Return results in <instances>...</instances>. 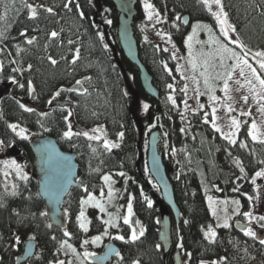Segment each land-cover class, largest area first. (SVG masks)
I'll list each match as a JSON object with an SVG mask.
<instances>
[{"label":"trees","instance_id":"obj_1","mask_svg":"<svg viewBox=\"0 0 264 264\" xmlns=\"http://www.w3.org/2000/svg\"><path fill=\"white\" fill-rule=\"evenodd\" d=\"M7 2L8 0H4V3ZM29 2L53 7L57 14L53 16L41 10L37 20H30L27 10L23 8L20 0H16L15 8L19 9V12L10 10L7 19L0 21V32H4L8 37L0 43V48L5 49L0 53V62L4 64V69L0 72V140L12 142L13 138H17L8 127L10 123L24 126L30 136L33 133L54 136L64 150L73 149L76 153L79 163L78 180L81 186H73L65 198L68 226L61 229L52 225L47 215H40L41 212L46 213V210L45 201L40 194L37 195L38 184L32 178L26 184L18 180L20 195L5 196L4 206L0 207V264H19L16 256L22 253L24 248L25 228L32 230L39 246H42V252L39 258H32L22 264H50L62 258L64 249L61 242L71 239L77 244L76 239L82 235L77 216L81 208L80 200L87 195L84 187L86 186L89 192H99L104 187L103 175H114L119 171L126 172L130 177L127 187L136 193V197H133L134 209L145 228L144 236L135 242L129 240V230L125 231V240L119 241L123 255L121 263L133 264V261H139L144 264H164L161 247H156L160 245L157 205L153 202V206L149 208L140 195V192H145L146 195L155 197L158 191L153 190L149 183L150 179L153 180L150 173L144 177L137 171V156L140 153L137 142L138 129L124 90V75L117 60L125 64L126 69L133 74L140 95L150 105L151 123H154V130H159L161 134L160 153L167 169L174 168L178 174L173 184L181 216L179 223L173 225V234L176 237L174 248L180 243L183 244L181 251L184 264H200L201 261L205 264H251L257 259L258 264H264V246L259 244L258 239L246 237L243 231L236 227L237 220L246 221L243 212L252 211L254 215H264V207L259 206L255 202L256 199L250 203L245 195L255 198L258 188L262 186L264 189V177H257L255 185L251 183L255 172L264 169V164L260 163L264 161V145L253 142L247 136V124H243L239 132L237 145H229L220 133L212 128L209 107L200 113L192 114L189 121L182 118L181 102L184 95L180 89L184 82L177 72V63L172 58V53L169 50L163 51L161 43L138 31L139 19L142 16L140 2L134 19L139 56L153 76L154 84L160 91V100L154 99L144 91L139 79V69L125 57L120 47L119 13L111 0H73L71 12L63 7L66 0ZM152 2L160 12L167 13L168 20L163 25L182 52L186 51L188 25L184 23L185 19L188 22L200 19L216 25L211 12L198 0ZM4 3H0V14L4 12ZM77 3L80 5L79 11L84 13L83 19L78 15ZM222 3L241 42L250 50L264 49V0H222ZM177 15L181 20H175ZM106 17L112 21L109 29L114 45L121 52V60L111 54L109 47H103L107 42L105 39L101 41L98 36L102 26H108L104 22ZM174 21L178 27L172 26ZM25 29L27 37L37 38L34 44L28 45L26 38L20 36V32ZM53 29H63L62 47L59 40L48 39V33ZM69 39L76 41V44L68 45ZM17 45L22 50L19 54ZM75 47H80L81 59L76 65H72L69 63L72 58L70 49ZM49 55L58 60L56 66H52L48 61ZM62 56L67 59H61ZM13 59L24 68L32 64L31 71H25L23 75L13 73L11 68L17 66L10 63ZM10 76H16L20 83L25 84V88L21 89L13 84ZM86 76L91 77L90 81H84L82 84L83 88L88 89L86 94L79 90L63 91L61 95L65 98L76 96L74 103L50 107L52 102L49 101L54 100L56 91L73 88L77 86L76 80H84ZM28 80L33 82L36 89L34 93L30 94L27 90ZM168 84H172L173 88L169 89ZM169 95L175 99V105L168 100ZM17 100L35 111L25 112L19 107ZM206 110L209 123H204ZM69 111L73 114L66 122L64 117ZM42 113L48 115L43 116ZM69 122H75L78 126L76 130L72 125L74 132L102 125L107 135L120 143V147L108 152L102 148V142L89 141L83 136H73L71 140L63 138V132L67 130ZM182 128L185 131L182 132ZM120 131L125 133L122 141L118 140L116 135ZM30 136L27 135V139L19 138L18 142L13 143L22 147L27 153L29 166L34 168L35 154L29 144ZM241 141L247 144L246 148L239 147ZM92 147L97 148L96 153L92 152ZM236 159L241 161L244 173L239 171L234 162ZM133 179L138 180V183L134 184ZM3 184L0 174V194L4 193ZM29 195L32 197L30 200L27 199ZM208 196L237 197L241 203V210L233 219L232 227L218 228L215 242H209L203 234L209 224H214L207 203ZM185 220L188 221L187 224L184 223ZM65 231L72 236H65ZM17 236L23 241L16 249ZM187 253H191V256ZM221 258H226V261ZM168 264H175L172 255Z\"/></svg>","mask_w":264,"mask_h":264},{"label":"snow or ice","instance_id":"obj_2","mask_svg":"<svg viewBox=\"0 0 264 264\" xmlns=\"http://www.w3.org/2000/svg\"><path fill=\"white\" fill-rule=\"evenodd\" d=\"M199 3L203 4L212 14V16L215 18L216 23L219 25V30H220V34L221 36L224 38V40H228L229 38V33L230 32H236V28L229 22V15L228 12L225 11L224 9V4L222 3V0H198ZM0 3H4V0H0ZM15 3L16 0H8L7 3H4V12L2 14H0V21H4L7 19L8 16V12L10 10H14L16 12H19V9L15 8ZM21 5L23 6L24 9L27 10L28 13V18L30 20H37L39 18V12L42 10L43 12H46L50 15L55 16L57 13L55 12L53 7L50 6H45L43 3L40 4H35V3H30L29 0H20ZM73 0H66V2L64 3L63 7L65 9H67L69 12L72 11V5ZM216 5L217 9L216 11H213L212 6ZM144 11L147 15V19L149 21H155V24H160L163 23L165 21H163L161 19L160 13L155 9L154 5L149 3L148 0H144ZM76 8L78 10V15L81 19L84 18V13L83 11H79L80 9V5L79 3L76 4ZM176 21L181 20V17L179 15H177L175 17ZM108 24H111L112 21L111 20H106L105 21ZM184 23H188V21L185 19ZM173 27H178V25L175 23V21L173 22ZM199 28H205L208 30L209 32V41L207 43L209 44H215L217 45V49L215 52V56H218L219 58V67L221 69H223V71L220 72H215V74L213 75V72L210 71V69H215L216 65L211 63L210 60L211 58H213L214 54L209 52V53H205V52H201L200 56L205 57L202 62L200 64L197 63V57L194 55L193 51H192V41L194 36L197 33V29ZM33 31H35V29H33ZM63 32V29H61L60 31H57L55 29L51 30L48 33V39L49 40H59L60 41V46H63V40L61 39V34ZM157 35H161V37L163 38L165 35L167 36V42L171 43V36L166 34V33H160L158 32ZM20 36L25 37L26 38V43L28 45H32L34 44V42L36 41V37L32 36V37H27V29L23 30L20 32ZM98 36L100 38L101 41L104 40V36L102 33H98ZM8 39V37L6 36V34L4 32H0V43H2L4 40ZM145 40H147V37H145ZM232 44L237 45L243 54H241V52H237L236 50H234L232 47L228 46V43L223 42L220 38H217L215 36L212 35V28L207 25H201L199 23L194 24L192 26V34H190L187 38H186V45L189 49L188 52V57H189V64L191 65L192 68V72L193 75L190 77V79L192 80V82L196 85L195 91L197 93V95H200V79L198 78V76L196 75L198 69L202 68L203 70L199 71V77L203 78V85L204 88L207 90V92L209 93V99L212 101H216L218 99V97H216L215 95H213L212 93H214L215 91V85L213 84V80H220L223 82V88L222 91L225 94V98L226 100H231L232 97L229 95L230 93V84L229 81L233 80V76L234 74L237 72L238 70V75L239 77L243 78V82L241 81V79H236L234 82L239 85L241 88L247 86V90L248 92L251 94V98L254 102H256V104L258 105L257 111L261 114L262 117H264V76L261 75V72H264V51H255L252 52L250 49H247V46L244 45L239 39L237 38H232L230 41ZM68 45H75L76 41L69 39L67 41ZM198 43H205V42H198ZM47 48V45L45 46ZM103 47L105 49L108 48L107 44H104ZM173 47H175V45H173ZM157 48L159 49V46H157ZM5 51L4 48H0V53H3ZM22 50L19 48V46L17 45V53L19 54ZM163 51L167 52L168 49L164 48ZM70 52L72 54V58L69 61L70 64L72 65H76L77 62L81 59V50L80 47H75L74 49H70ZM9 55H11V53H9ZM249 55H251L252 59L256 61V63L259 65V70L254 67L251 63H249ZM172 58L176 59V53L173 52L172 53ZM48 61L50 62V64L52 66H56L58 64V60L53 58L51 55H49L47 57ZM61 59H67L66 57H61ZM233 61V63L231 64H227V61ZM11 64L13 65H17L15 67L11 68V71L13 73H18L20 75H23V73L25 71H31L32 69V64H28L27 68H24L23 66H20L18 64V61L13 59L10 61ZM4 69V64L3 62H0V72H2ZM165 69L167 70V65L165 64ZM177 71H180L179 66L177 67ZM247 73V74H246ZM169 74H171V72H169ZM187 79V77H185ZM10 81L13 84H16L19 88L24 89L25 88V84L24 83H20L17 79L16 76H10L9 77ZM91 77H84V80H76V85H82L84 83V81H90ZM255 81V83L253 82ZM167 87L169 89L173 88L172 84H168ZM27 90L28 92L34 93L36 91L35 87L33 86V82L31 80L27 81ZM76 89L74 88H68V89H60L58 91L55 92L53 99H55V97H59L61 95V92L63 91H68V92H72ZM239 90V89H237ZM82 94H86L88 92L87 88H82L81 90ZM181 91L187 93V85H185V87L183 89H181ZM168 100L172 102L173 105L176 104L175 99L173 98V96L169 95L168 96ZM242 100L244 101L245 104L248 103L249 100V96L248 95H244L242 97ZM52 101L50 100L49 103H51ZM17 103L19 104V107L21 109H23L25 112H33L35 111L33 108L31 107H27L25 104L20 103L17 100ZM184 105H185V109L188 108L187 105V101H184ZM144 109L147 110L149 108L148 104H144L143 105ZM204 105H200V108H203ZM225 107L227 109V112L229 114L233 113L236 111V109L231 105L226 103ZM216 111L217 109L215 107L212 108V120H211V125L212 128L217 132L220 133L221 137L226 140L228 142L229 145H237V135L240 131L241 128V124L242 123H246V121H241L239 119H237L235 116L230 115L229 119H230V124H229V128L230 130L228 132H224L220 126L217 125L216 120H217V116H216ZM41 115L43 116H47L48 113H42ZM72 115V112L69 111L68 115H66L64 117V120L67 122L69 119V116ZM93 115H96V113H93ZM240 115L243 117H250L251 116V109H249L248 111H240ZM183 118V117H182ZM204 123H209L208 120V113H205L204 116ZM262 123H264V121H262ZM43 127V125H41ZM8 127L16 133L17 136H19L21 139H27V129L20 127L18 124L16 123H10L8 125ZM121 127H123V125H121ZM18 129V131H17ZM48 129H45V131H47ZM181 131H185V129H181ZM117 138L118 140L122 141L124 139L125 133L123 131L118 132L117 134ZM165 135H167V133H165ZM73 136H83L85 138H87V140L89 141H97V142H102L101 146L105 151L110 152L112 149H116L120 147V143L118 142H114L110 139L107 138V133L104 129V127L102 125H98L97 127L91 129L90 131H76L74 132L72 130V124L69 122L67 123V130L63 132V138L69 139L71 140ZM247 136L251 138V140L255 143H259L261 145H264V130H261L260 125L257 124L256 120L253 119L251 121V124L248 126L247 129ZM4 146V141L0 140V148H2ZM91 147V145H89ZM239 147L240 148H246L247 144L243 141L239 142ZM92 152L96 153L97 152V148L92 147ZM235 164L239 167V171L241 173L245 172L244 167L241 164V161L239 159H236ZM261 164H264V161H260ZM0 164L4 165V170H3V175L4 177H8L10 175V170H14L15 172V176L20 180V181H24L25 184L28 181V175L27 173L24 171V166H22L21 164L17 163L16 160H2L0 161ZM98 170V169H97ZM119 176H126V174L124 172H120L118 173ZM257 177H264V169H261L260 171L255 172V175L252 177L251 179V183L252 184H256V178ZM103 181L109 185V191L107 193L109 200H111L113 198V189L111 188V183H112V176L105 174L102 177ZM3 188H4V193L0 194V207L4 206V197L5 196H11V197H16L18 195H20L19 192V186L16 183H12L11 184V191H9V185L7 182H5L3 184ZM237 189H233V191H236ZM84 191L85 193H87V197L86 198H82L80 200V212L79 215L77 216V220L79 221V227L84 231V232H88L89 228H88V224L90 223V221L87 220L86 216H85V206L86 205H94L96 208H99V210L101 212H104L105 206L91 193L88 191V188L85 186L84 187ZM101 194L103 195V189H101ZM37 195H39V193H37ZM247 196V199L250 203H252L254 201V199H259V197H253L251 195L245 194ZM31 195H29L27 197V199H31ZM132 199L133 197L129 196L128 199V203H127V214L123 216V223L125 225H129V227L131 228V234L129 237V240L131 242H135L137 240L140 239V237L144 236L145 234V228L143 225H140V221L136 220L134 223L136 225H140L139 229L137 230L136 227H134L132 225V217L134 215L133 212V204H132ZM147 206L149 208H151L153 206V201L151 199H148L147 196L144 197ZM209 201V208L212 211V215L216 216L217 212L216 209L213 207V200L212 197H208L207 198ZM222 203L227 204L228 201H223ZM232 204H234L236 206L235 211L237 213H239V209H240V201L239 200H232L231 201ZM15 211V210H14ZM17 215H19V213H17ZM41 216L46 215V213L41 212L40 213ZM110 215V219L103 221L106 225H110V226H115V219L111 217ZM248 221V224L251 225L252 221H256L257 224L259 225L260 229H264V215H254L252 211H246L243 212L242 214ZM185 224L188 223L187 220L184 221ZM239 224V222H237ZM217 227H223L225 229L229 228L230 225L228 223V217L225 216L224 221L222 224H217ZM48 227H51V225H48ZM243 231V234L246 237H251L253 239H258L259 244L264 246V238H259L258 237V233L256 230H254L253 227L251 226H246L243 227L241 229ZM204 237L205 239H207L209 242H215V238L217 236L216 231L214 230L213 226L211 224H209L207 226V230L204 231ZM65 236H70L71 234L67 231L64 232ZM102 235H109L107 228L105 229L104 233ZM102 235H97L91 238V241H89L88 239H85L82 241V246H87L90 242L92 244H98L101 239H102ZM31 239H35V237H31ZM53 239H55V237H53ZM115 239L117 240H121L124 241L125 237L123 235H117L115 237ZM182 239V238H181ZM17 242H19V237H16ZM61 247L64 248L66 247L67 249L71 250L73 253H75L77 256H79V253H76V249L68 243V241H63L61 242ZM157 248L160 247V245L156 246ZM178 247L183 248V244L180 243L178 244ZM83 257L84 259H87L88 257L92 256L93 253H90L88 251H84L83 252ZM117 256L120 255V253H116ZM187 255L190 257L191 253H187ZM222 261H226V258H221ZM56 264H65L64 260H58L56 261ZM68 264H71V262L69 261ZM81 264H83V260L81 261ZM133 264H139V261H133ZM200 264H205L204 261H201ZM213 264H216V262H213Z\"/></svg>","mask_w":264,"mask_h":264},{"label":"rangeland","instance_id":"obj_3","mask_svg":"<svg viewBox=\"0 0 264 264\" xmlns=\"http://www.w3.org/2000/svg\"><path fill=\"white\" fill-rule=\"evenodd\" d=\"M139 2H140V8L142 10V16L139 19L138 31L140 33H142L143 35H145L147 37L149 36L152 39L158 41L159 43H161L163 48H167L171 53H173V52L176 53L175 61L177 63V67L179 66V68H180V71H177V72L180 75V78L184 82L183 87L181 89H183L185 87V85H187V93L181 91V89H180V91L184 95V98L181 102V105H182L181 106V113H182L183 118L186 121H189V118L192 114L200 113L201 111H203L207 107H209V112H210V116H211V120H212V108L215 107L217 109V111H216V116H217L216 123L218 126L221 127V129L224 132H228L230 130V128H229V124H230L229 116L230 115L235 116L237 119L241 120L242 122L246 121V123L241 124V128H242L243 124H247L249 126L251 124V121L253 119H255L257 124L260 125L261 130H264V123H262V121H264V117H262L261 114L257 111L258 105L256 104V102H254L252 100L251 94L247 90V86L241 88L239 85H237L234 82L236 79H241V81L243 82V78L239 77V75H238V70L234 74L233 80L229 81V84H230L229 95L232 97L231 100H226L225 94L222 91L223 82L220 80H213V84L215 85V91L212 94L215 95L216 97H218V99L216 101H212L209 99V93L207 92V90L204 88V85H203V78L199 77V71L203 70L202 68L198 69V71L196 73V75L198 76V78L201 81L200 82V93L201 94L197 95V93L195 91L196 85L190 79V77L193 75V72H192L191 65L188 62V60H189V57H188L189 49H188L186 43H185L186 51L182 52L179 49V47L177 46V44L174 42V40L172 39V36L169 33V31H167L165 29L163 24L168 20L167 13L160 12L155 7L152 0H148V2L153 4L155 9L160 13L161 19L163 21H165V22L160 23V24H155L154 20L149 21L147 19V15H146V13L144 11V7H143L144 0H139ZM212 9H213V11L218 10L216 5H213ZM106 20H110V18L106 17L105 21ZM197 23H199L201 25H204V24L209 25L212 28V35L213 36L220 38L223 42L228 43L229 47H232L237 52H241V54H243L241 49L237 45L232 44L230 42L232 38H237L241 41V39L239 38L237 33L236 32H230L228 40H224V38L220 34L219 25L217 23H216V25H212L211 23L206 22L204 20H200V19L192 20L191 22L187 23L188 28H187L186 38L190 34H192V26L194 24H197ZM105 24L107 25L108 23L105 22ZM109 27H110V24H108V26H105V25L102 26L100 33L103 34L104 39L107 42V45L109 47V50L111 51V54L114 57L116 56L119 60H121L122 59L121 52L117 49V46L114 45ZM158 32H160L162 34L166 33V34L170 35L171 36V43L167 42V36L166 35L163 38L161 37V35H157ZM186 38H185V41H186ZM208 41H209L208 30L205 28L197 29V33L194 36L193 41H192V51H193L194 55L197 57V63L198 64H200L202 62V60L205 58V57L200 56V53L202 51L205 53L211 52L214 54L213 58H211V60H210L211 63L216 65L215 69H210V71L213 72V75H214L215 72L223 71V69H221L219 67L218 56H215L217 45L209 44V43H207ZM198 42H205V43L201 44ZM173 45H175V47H173ZM247 49L248 48H246L245 50H247ZM251 51L252 52L264 51V49L251 50ZM248 59H249V63H251L254 67H256L258 69V71H260L259 65L256 63L255 60L252 59L251 55H249ZM226 63L231 64V63H233V61L229 60ZM118 66H119L120 71L123 72V70H124V73H125L124 74V80H125L124 90H125V93L127 96L128 103L132 107L133 114H134V117L136 119V124H137V129H138L137 142L140 141V139H142V141L140 143V153L137 156V171L139 172V174L141 176L147 177L149 170H148V164H147L146 151L148 149V139H149L150 132L152 130H154V123L153 122L151 123V121H150V124L148 126H143V122L145 120H148L149 118H151L150 105L140 95L138 88H137V85H136V82H135V79L133 77V74L126 69L125 64L119 62ZM121 67H123V70ZM261 75L264 76V72H261ZM185 77H187V79ZM253 82L255 83V81H253ZM237 89H239V90H237ZM244 95L249 96V100H248L247 104H245L244 101L242 100V97ZM61 97L65 98L63 95H60L58 98H61ZM68 98L75 100L76 96H68ZM185 100L187 101V105H188L187 109H185V105H184ZM226 103L231 104L236 109V111L229 114L227 112L226 107H225ZM0 104H1V102H0ZM144 104L149 105V108L147 110L144 109V107H143ZM200 105H204V107L200 108ZM249 109H251V116L250 117H243L240 115L241 110L248 111ZM205 112L208 113L207 110ZM72 114H73V112H72ZM211 120H210V124H211ZM72 125L74 126V128L76 130L78 129V126L75 122H72ZM19 126L25 128L22 125H19ZM95 127H97V126H94L92 128H89V129H82L80 131H90L91 129H93ZM241 128H240V130H241ZM17 131H18V129H17ZM33 134H36V133H33ZM14 135L17 137L16 139L13 138L12 142L4 141V146L2 148H0V161H2V160H13V159L16 160L17 163L24 166V171L28 175V180H30L32 178V173L34 171V168H31V166H29L27 153L23 151L22 147L20 145H18L17 143H13V142H18V139L20 138L19 136L16 135L15 132H14ZM26 135L30 136L28 129H27ZM238 135H239V133H238ZM238 135L236 137L237 139H238ZM107 138L114 141V142H117L110 135H107ZM14 146H16L17 148H20L22 150L21 155L16 156L11 152V148ZM141 154H143V158L140 160ZM138 160H140V161L138 162ZM3 170H4V165L0 164V174L3 178V182L8 183L9 191H11V184L12 183L18 184L19 179L15 176L14 170H10V175L7 178L4 177ZM120 172H124V171H119L114 175L108 174V175L112 176L111 188L113 189V198L111 200H109L108 195H107V193L109 191V185L106 184L105 182H104V187L102 188L103 189V195L101 194V190L99 192L90 191L105 206L106 210L104 212H101L99 210V208H96L94 205H91V204L86 205L85 206V216H86L87 220L90 221V223L88 224V228H89L88 232H84L79 227V221L77 220L78 227L81 229V232H82L81 237L76 239L77 244H75V241L74 242L71 241V239L70 240L66 239V241H68V243L71 244L76 249V253H79L80 255L77 256L71 250L64 247L63 248L64 249L63 256H62V258H60L58 260H64L65 264H68L69 261L71 262V264H81L82 260H83V264H92L89 262L88 258L84 259L83 255H82L84 251H88V252L93 253V254L100 253L109 242L116 241L117 243H120L119 241H121V240L115 239V237L117 235H123L124 236L125 231L127 229L131 233V228L129 227V225H125L123 223V216L127 214V203H128L129 196H131V197L135 196L136 197V193L133 190L131 191L127 187L128 184L130 183V177L126 174V172H124L126 174V176H123V177L119 176L118 173H120ZM133 182H134V184H137L138 180L133 179ZM149 183L151 184L152 189L157 190L159 193V186L157 185V183L152 179H150ZM140 195L143 197V199L145 196H147L148 199H151L153 202H155L153 195H150V196L146 195L145 192H140ZM86 197H87V195H86ZM86 197H84V198H86ZM210 197H212V200L214 202L213 207L216 209V212H217V215L213 216L212 211L210 209L211 215L214 218V224L212 225L214 230L217 231L218 228H221V227H217L216 225L218 223L222 224L225 216L228 217V223L230 225L229 228H231L233 223H234L233 219L237 215V212L235 211L236 206L234 204H232L231 201L232 200H239V199L237 197H227V198H220V197H213V196H210ZM256 197H259V199H256L255 202L259 206L264 207V189L262 186H260L258 188ZM133 200H134V198L132 199L134 215L131 219H132V225L134 227H136L138 230L140 225H142V224H141V219L138 217V215L135 212ZM223 201H228V203L224 204V203H222ZM207 203L209 206L208 199H207ZM240 210H241V203H240L239 212H240ZM263 211H264V208H263ZM109 214H111V217L115 219V226L106 225L103 222V221L110 219ZM255 215H256V213H255ZM136 220L140 221V225H136L134 223ZM237 222L248 223L247 219H246V221L237 220ZM250 226L253 227L254 230H256V231H257V229H259V225L257 224L256 221H252ZM106 228H107L109 235H102ZM205 230H207V228ZM23 234H25V236H26V239L24 240V242L31 237H35V235L32 233L31 229L25 228L23 230ZM97 235H102V239L98 244H92L90 242L87 246H82L83 240L88 239L89 241H91V238L94 236H97ZM71 236L72 235H70L69 237H71ZM174 237H175V235H174ZM21 241H23V239L20 237H19V242H17V240H16V245H15L16 249L19 248V243H21ZM177 248L182 250L178 246H177ZM41 252H42V246H39L35 259L40 257ZM20 254H18V255H20ZM122 256L123 255L121 254L119 257L114 259L110 264H122L121 263L122 262ZM58 260H56V261H58ZM56 261L51 262L50 264H56ZM139 264H144V263L139 262Z\"/></svg>","mask_w":264,"mask_h":264},{"label":"water","instance_id":"obj_4","mask_svg":"<svg viewBox=\"0 0 264 264\" xmlns=\"http://www.w3.org/2000/svg\"><path fill=\"white\" fill-rule=\"evenodd\" d=\"M114 4L118 18V38L120 47L125 57L139 69V79L144 91L156 100H160V91L154 84L153 76L148 68L141 61L139 56L138 40L134 30V19L137 14L139 0H111ZM119 63V61L117 60ZM123 70V67H121ZM123 70V75H124ZM81 90L83 87H73ZM74 102L69 99H55L52 106L72 105ZM151 118L143 122V126L150 124ZM142 139L138 141L140 143ZM161 134L159 130H152L148 139L147 163L148 169L160 189V194L155 195V202L158 211V238L160 241L161 253L164 264H168L169 256L172 254L175 264H184L182 251H174L173 225L179 223L181 210L175 197L174 182L178 178L174 168L167 169L163 155L160 153L159 144ZM31 149L35 154V168L32 179L38 184L39 194L45 201L46 215L52 225L61 229L68 226V214L64 208L65 198L73 186H81L79 177V163L73 149L64 150L57 139L52 135L33 134L29 139ZM11 152L18 156L22 150L16 146ZM143 158L141 154L140 160ZM138 160V162L140 161ZM248 226L239 222L238 229ZM258 237H264V229H258ZM38 240L27 239L23 251L17 256L19 264L26 263L34 258L38 251ZM120 245L109 242L100 253L90 256V260L96 264H108L116 253H120Z\"/></svg>","mask_w":264,"mask_h":264},{"label":"built area","instance_id":"obj_5","mask_svg":"<svg viewBox=\"0 0 264 264\" xmlns=\"http://www.w3.org/2000/svg\"><path fill=\"white\" fill-rule=\"evenodd\" d=\"M253 264H257L256 262H253Z\"/></svg>","mask_w":264,"mask_h":264},{"label":"flooded vegetation","instance_id":"obj_6","mask_svg":"<svg viewBox=\"0 0 264 264\" xmlns=\"http://www.w3.org/2000/svg\"><path fill=\"white\" fill-rule=\"evenodd\" d=\"M90 263H92V261H90ZM93 264H96V263H93Z\"/></svg>","mask_w":264,"mask_h":264}]
</instances>
